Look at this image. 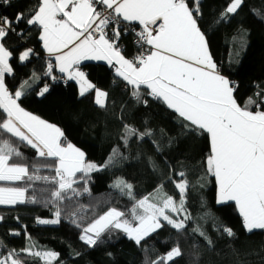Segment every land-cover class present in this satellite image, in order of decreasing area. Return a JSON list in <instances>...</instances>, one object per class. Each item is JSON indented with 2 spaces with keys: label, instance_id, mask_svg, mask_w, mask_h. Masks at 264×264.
Segmentation results:
<instances>
[{
  "label": "snow or ice",
  "instance_id": "1",
  "mask_svg": "<svg viewBox=\"0 0 264 264\" xmlns=\"http://www.w3.org/2000/svg\"><path fill=\"white\" fill-rule=\"evenodd\" d=\"M200 3L201 0H192L190 6L188 0H36L11 16L0 12V109L6 114L0 119V135L8 133L16 137L25 146L35 149L38 158H43L34 161L31 172L28 166L9 163L13 156L23 157V153L8 139H3L0 141V181H22L27 177L28 181L55 186L50 190L33 188L31 195H26L27 187H0V205L71 200L72 196L81 194L73 187L80 179L127 159L121 145H117L103 164L86 161L85 153L68 142L59 127L21 106L18 101L25 95L24 85L14 92L9 90L5 75L13 73L9 63L13 52L6 45L13 38L16 42L25 41L34 27L39 29L38 38L43 48L55 61L53 63L50 59L47 65L46 75L52 80L57 79L52 73L54 68H58L68 80L79 85L81 97L95 90V104L106 109L108 92L96 88L80 68L83 61H105L114 68L117 77L131 86L130 95L138 104L147 106L145 96H151L177 115L183 134L206 135L210 147L202 163L206 176L214 179L216 203H234L246 233L264 230V89L257 86L255 98L249 96L243 103L238 102L234 95L238 84L220 73L206 33L200 27L203 15ZM12 4L13 0H0V7ZM245 5L246 0H229L208 27L229 21ZM249 10L264 20V0H261V6ZM129 32L135 37L133 43L137 50L131 58H126L119 41L122 34ZM33 54L31 48H26L20 52L19 61L25 62ZM24 83L26 85L28 81ZM142 86L147 91H141ZM48 91V85H44L39 95L44 96ZM123 111L124 105H121V113ZM143 123V130L128 123L121 124L123 148H128L133 139L144 141L153 137L147 120ZM152 143L159 152L160 146L155 140ZM49 159L52 163L48 162ZM147 159L152 171L157 172L159 166L156 161L151 157ZM45 168L55 174L40 175ZM77 173L82 177L78 178ZM177 175L181 179L173 180V183L180 195L178 201L163 191V183L154 193L136 199L133 185L123 179L117 180L114 187L135 200L130 216L110 208L84 226L79 239L94 248L98 242H103V233L116 229L145 252L144 264H171L183 255L179 243L156 259L147 255L149 248L146 245L148 238L166 225L183 234L192 219L185 205L187 194L194 185L187 179L186 171ZM84 183H87L86 179ZM37 191H50L55 201L38 199ZM83 191L91 194L87 187ZM181 213L183 217L177 218ZM54 215L55 219L37 218V223L59 224V208ZM75 216V211L70 212L69 222L81 228ZM3 220L4 216L0 215V222ZM217 231L236 238L233 229L224 224H220ZM192 232L203 237L209 249L214 248L211 237L202 227L198 225ZM12 234L20 235L19 232ZM0 246H4L2 240ZM34 247L29 245L19 252L9 250L7 255L0 256V264H23L21 253L38 257L45 264H52L59 257V253L54 251H33ZM193 247L197 249L192 255L198 264L201 253L197 245ZM229 247L233 255H241L232 245ZM261 251H264V246ZM238 264L244 262L239 261Z\"/></svg>",
  "mask_w": 264,
  "mask_h": 264
},
{
  "label": "trees",
  "instance_id": "2",
  "mask_svg": "<svg viewBox=\"0 0 264 264\" xmlns=\"http://www.w3.org/2000/svg\"><path fill=\"white\" fill-rule=\"evenodd\" d=\"M35 2L36 0H13L12 6L0 7V12L11 16ZM188 2L191 6L192 0ZM228 3L229 0H201L200 10L203 15L199 23L202 31L206 33L212 57L217 63L222 62V73L238 84L234 95L238 102L243 103L249 96L255 98L257 86L264 89V20L257 18L249 10L261 6V0H246V5L229 21L209 28V22L218 17ZM38 34L39 29L33 27L25 41L16 42V38H13L6 45L13 52L10 59L13 73L5 78L9 90L14 92L24 85L25 95L18 101L21 106L33 115L59 127L67 141L85 153L88 162L103 164L112 148L117 145H121L127 159L80 179L73 187L81 194L72 196L71 200L48 204L0 205V215L4 216V220L0 222V240L3 241L4 251L0 256L6 255L12 249L19 252L29 245H35L33 251L59 253V257L52 264H144L145 252L121 231L110 229L103 233V242H98L97 246L92 248L79 239L82 228L113 207L130 216L135 200L114 187L117 180L123 179L132 184L136 199L154 193L163 183V191L178 201L180 195L173 180H180L181 177L177 173L186 171L187 179L194 185L187 194L185 205L192 219L188 221V227L183 234L167 225L154 233L147 241V255L156 259L179 243L183 255L175 258L171 264H196L192 255L197 250L194 245L198 246L201 253L198 264H238L239 261L244 264H264V251H261L264 246V230L246 233L234 203H216L214 179L206 176L202 163L209 153L207 136L183 134L184 129L177 115L151 96H145L147 106L138 104L130 95L131 88L115 75L113 68L105 64L86 63L82 65L81 70L96 88L108 92L106 109L95 104V90L81 97L75 82L65 81L57 74L53 75L58 77L60 82L53 83L51 77L46 75L49 58ZM123 41L126 43L123 53L127 58H131L137 50L133 38L127 36ZM26 48H31L34 54L27 61L20 62L19 54ZM25 81H28V84L25 85ZM44 85H52V88L44 96H40L39 91ZM121 105H124L123 113ZM5 116L0 109V119ZM145 120L147 127L153 131V137L144 141L133 139L128 148H123L120 141L121 124L128 123L143 130ZM3 139H8L23 153V157L13 156L9 163L28 166L31 172L34 161L43 159L37 157L35 149L25 146L16 137L3 133L0 135V141ZM152 140L160 146L159 152L153 147ZM148 157L156 161L159 166L157 172L152 171ZM48 162L52 163V160L49 159ZM54 174L53 170L47 168L40 172L42 176ZM77 177H82V174L78 173ZM200 177L205 179L201 180ZM0 187H27L26 195H31L33 188L50 190L55 186L41 181H28L26 177L17 182H0ZM85 187L90 189L91 194L83 191ZM36 195L38 199L55 201L50 191H37ZM57 208L61 211L59 224L37 223V218L55 219ZM72 211L76 212L74 219L80 222L81 228L69 222V213ZM182 217L183 213L177 218ZM220 224L232 228L236 238H229L222 231H217ZM198 225L211 237L213 249L207 247L203 237L192 232ZM13 232H19L20 235H13ZM229 245L241 255H233ZM21 259L23 264H45L42 259L24 253H21Z\"/></svg>",
  "mask_w": 264,
  "mask_h": 264
},
{
  "label": "crops",
  "instance_id": "3",
  "mask_svg": "<svg viewBox=\"0 0 264 264\" xmlns=\"http://www.w3.org/2000/svg\"><path fill=\"white\" fill-rule=\"evenodd\" d=\"M44 51H45V54H46V56L49 58V59H52L53 60V63H55V61H54V59L53 58H51V57H49V55H48V53H47V51L44 49ZM124 54V53H123ZM125 55V54H124ZM31 57V56H30ZM127 58V57H126ZM214 59V58H213ZM214 61H215V59H214ZM216 62V61H215ZM9 63H10V61H9ZM86 63H102V64H105V65H107L108 67H110L105 61H83L82 63H81V65H80V68L82 67V65H84V64H86ZM217 63V62H216ZM218 66V65H217ZM112 68V67H111ZM218 69H219V66H218ZM55 70V74H57L58 76H60V77H62L65 81H70V80H68L67 79V77H66V74H63V73H60L59 72V70H58V68H55L54 69ZM113 70H114V68H113ZM114 73H115V70H114ZM11 74H6L5 75V78L7 77V76H10ZM222 75H224L223 73H222ZM225 76V75H224ZM227 77V76H226ZM118 78H120V77H118ZM121 80H122V78H120ZM73 82H75V81H73ZM76 83V82H75ZM126 83V82H125ZM77 84V83H76ZM78 85V84H77ZM130 88H131V86L130 85H128ZM78 87H79V85H78ZM141 90H145V91H147L146 89H144L143 88V86H142V89ZM90 91H92V90H90ZM89 91V92H90ZM88 93V92H87ZM86 93V94H87ZM3 110V109H2ZM254 110V109H253ZM87 161V160H86ZM93 172H96V171H93ZM92 173V172H91ZM78 174V173H77ZM0 182H17V181H0ZM154 202V201H153ZM229 203H232V202H229ZM3 206H6V205H3Z\"/></svg>",
  "mask_w": 264,
  "mask_h": 264
},
{
  "label": "built area",
  "instance_id": "4",
  "mask_svg": "<svg viewBox=\"0 0 264 264\" xmlns=\"http://www.w3.org/2000/svg\"><path fill=\"white\" fill-rule=\"evenodd\" d=\"M131 27V26H130ZM127 36H131L132 38H133V41H134V39H135V37H134V35L131 33V32H129L128 34H122L121 35V38H120V41H119V45L120 46H122V51L124 52L125 51V49H126V43L123 41V38L124 37H127ZM134 44V43H133ZM135 45V44H134ZM135 47H136V45H135ZM137 49V48H136ZM50 60V59H49ZM217 65L219 66V71H220V73L222 74V70H221V66H222V62L220 61V62H218L217 63ZM55 69V68H54ZM53 69V73H52V75L53 74H55V70ZM55 76V75H54ZM60 82V79L57 77V79L56 80H53V83H59ZM235 82V81H234ZM237 84V83H236ZM49 87V89H51L52 88V85H49L48 86ZM4 251V248H3V246H0V254L2 253Z\"/></svg>",
  "mask_w": 264,
  "mask_h": 264
},
{
  "label": "rangeland",
  "instance_id": "5",
  "mask_svg": "<svg viewBox=\"0 0 264 264\" xmlns=\"http://www.w3.org/2000/svg\"><path fill=\"white\" fill-rule=\"evenodd\" d=\"M85 157H86V155H85ZM7 254H8V253H7ZM7 254H6V255H7Z\"/></svg>",
  "mask_w": 264,
  "mask_h": 264
}]
</instances>
